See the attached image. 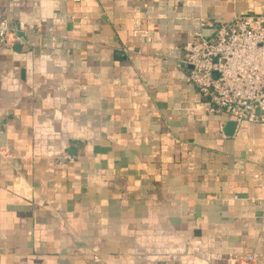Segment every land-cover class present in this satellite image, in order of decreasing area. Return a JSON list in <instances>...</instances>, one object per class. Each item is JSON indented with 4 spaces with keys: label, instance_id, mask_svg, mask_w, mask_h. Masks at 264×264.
<instances>
[{
    "label": "crops",
    "instance_id": "crops-1",
    "mask_svg": "<svg viewBox=\"0 0 264 264\" xmlns=\"http://www.w3.org/2000/svg\"><path fill=\"white\" fill-rule=\"evenodd\" d=\"M246 13L264 0H0L23 37L0 45V264H264V124L210 112L181 63Z\"/></svg>",
    "mask_w": 264,
    "mask_h": 264
},
{
    "label": "built area",
    "instance_id": "built-area-1",
    "mask_svg": "<svg viewBox=\"0 0 264 264\" xmlns=\"http://www.w3.org/2000/svg\"><path fill=\"white\" fill-rule=\"evenodd\" d=\"M11 29L8 19L0 21V45ZM181 48L187 80L209 99L210 112L264 124V13L236 15L213 36L196 31Z\"/></svg>",
    "mask_w": 264,
    "mask_h": 264
},
{
    "label": "water",
    "instance_id": "water-1",
    "mask_svg": "<svg viewBox=\"0 0 264 264\" xmlns=\"http://www.w3.org/2000/svg\"><path fill=\"white\" fill-rule=\"evenodd\" d=\"M32 33H34L33 31H32ZM16 36L17 35V39H18V41L17 42H21L22 41V39L21 38H23L21 35H20V33H18L17 31H14V30H10L9 32H8V36H7V40H6V42L4 43V44H1L2 46L1 47H8V45H9V38L11 37V36ZM23 36H25V35H23ZM25 37H27L26 39H31L32 40V35L30 34V33H27L26 34V36ZM20 46H21V44L18 46L17 45V48H20Z\"/></svg>",
    "mask_w": 264,
    "mask_h": 264
}]
</instances>
